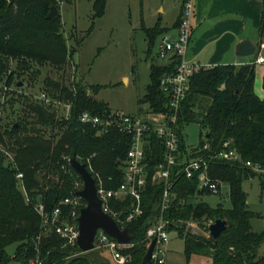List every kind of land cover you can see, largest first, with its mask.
I'll list each match as a JSON object with an SVG mask.
<instances>
[{
	"label": "trees",
	"instance_id": "trees-1",
	"mask_svg": "<svg viewBox=\"0 0 264 264\" xmlns=\"http://www.w3.org/2000/svg\"><path fill=\"white\" fill-rule=\"evenodd\" d=\"M59 1L62 0H0V90L1 82L10 87L14 79L12 71L7 73L9 58L65 62L68 44L62 33V20L60 16L47 18L51 6L58 5ZM262 2L259 30L264 40V0ZM95 3V17L101 16L106 0ZM144 30L151 48L166 28L159 22L154 27H144ZM13 34L20 36L19 39ZM178 61L179 58L171 57L167 63H150L151 82L139 104L149 103L155 110L167 109L170 96L161 89V78L176 72ZM255 76L256 64L246 63L203 66L189 78L187 97L179 109L181 148H187L184 125L197 122L206 131L199 146L209 143L211 151L219 150L226 140H231L244 162L214 161L210 166L213 177L229 184L232 205L227 208L222 204L210 206L202 199L192 200L198 189L197 177L182 176L175 184V198L165 213L166 218L199 220L200 224L217 218L227 221V229L218 238L192 234L185 226L175 228L186 240L188 258L198 254L209 258L210 264H264V255L259 254V247L264 243V230H253L252 220L258 214L250 209L247 192L242 187L244 180L258 176L264 193L262 172L245 163L259 164L264 171V97L255 92ZM101 87L83 82L73 92L55 82V90L63 93L71 103L69 116L59 118L44 106L33 108L37 117L35 125H46L51 131L26 128V134L20 135L21 128L15 129V126L13 133L10 132L17 134L11 147L14 166L6 165L8 156L0 146V264L8 263L12 258L31 264L30 261L38 256L43 258L44 264H111L106 259L94 260L90 254L93 251L83 252L78 245H68L56 232L45 233L43 217L36 208L40 198L47 212L52 213L61 205V220L71 219V205L62 202L80 190L76 186L80 175L70 160L73 156L86 163L95 179L102 178L107 187L115 188L124 181L122 165L131 137L117 128L99 133L98 128L80 121L85 110L94 114L110 113L109 104L95 97ZM47 131L51 133L49 137H46ZM5 134L0 130V144L9 148ZM159 160L155 157L152 163L155 165ZM19 173L23 174L29 201L18 186ZM146 189L142 204L144 214L126 224L120 222L121 226L129 228L133 237L134 245L124 250L131 257L130 264H145L146 232L151 219L159 213L162 186L150 181ZM183 198L186 199L184 203L181 202ZM82 200L85 204V199ZM131 205L129 197L111 202L112 208L121 212L122 217L129 213ZM205 229L208 231L207 225ZM13 243H18V247L15 256L11 257L7 248ZM76 252L80 255H74Z\"/></svg>",
	"mask_w": 264,
	"mask_h": 264
},
{
	"label": "rangeland",
	"instance_id": "rangeland-1",
	"mask_svg": "<svg viewBox=\"0 0 264 264\" xmlns=\"http://www.w3.org/2000/svg\"><path fill=\"white\" fill-rule=\"evenodd\" d=\"M95 2L96 0H62L57 3L60 20L63 23L62 33L68 44V54L64 63L23 58L7 60V73L12 71L14 79L10 87L4 84V81L1 82L0 90V130L6 133L5 139L9 146L8 148L0 144L8 156L6 165L15 164L11 148L17 135H11L15 126V129L21 128L20 135L26 134V128L51 131L46 125H35L37 117L33 108L44 106L59 118L69 116L71 103L67 102L63 93L55 90V82L73 92L76 91L77 85L83 82L102 85L95 97L106 101L113 111L131 114L146 108L145 104H139V99L151 82L150 63L159 64L165 59L157 57V45L150 48L144 27H154L159 21L163 25L173 27L183 1L106 0L104 13L97 17ZM13 36L18 39L20 37L16 34ZM255 56V54L249 56L251 63L260 67L261 64L255 62ZM17 83L22 84L17 86ZM257 90L255 87V92L259 95ZM89 92L92 93L91 89ZM48 131L46 137L51 134ZM184 135L187 147L194 148L199 146L202 138H205L206 131L197 122H193L184 125ZM259 172L264 176L263 170ZM18 178L20 179L18 186L26 193L29 201L23 178ZM76 186L80 189L84 186L80 176ZM223 187L221 194L204 195L198 199L213 207L219 204L226 208L230 207L232 203L229 198V184L226 183ZM242 187L247 192L250 209L258 214L252 220L253 230L263 231L264 193L259 177L244 180ZM209 222L211 221L206 220L196 229L190 230L209 235L205 229ZM169 236L170 241L165 245L166 264H210L209 258L198 254L188 258L185 251L186 240L183 236L177 235L175 230H171ZM17 247L18 243L9 245L8 256L14 257ZM90 254L96 261L106 259L114 262L111 253L106 250L93 251ZM259 254L264 255V243L259 247ZM6 264L23 262L12 258Z\"/></svg>",
	"mask_w": 264,
	"mask_h": 264
},
{
	"label": "built area",
	"instance_id": "built-area-1",
	"mask_svg": "<svg viewBox=\"0 0 264 264\" xmlns=\"http://www.w3.org/2000/svg\"><path fill=\"white\" fill-rule=\"evenodd\" d=\"M182 1L177 36L172 38L167 33L163 34L156 47L159 59L179 58L176 72L166 74L161 78L160 87L170 96L167 109L155 110L149 103H146V108L138 113L129 114L111 110L107 115H103L85 110L80 116L81 123L98 128L99 133L117 128L123 134L131 137V145L122 165L124 181L117 187L110 188L106 186L102 178L99 181L96 180L101 206L116 222L126 224L144 214L143 197L150 181L153 184L162 186V196L158 204L159 213L151 219L145 239L147 249L155 239L151 256L152 264H166L167 252L165 245L170 241L169 234L171 230L185 226L186 231L198 234L197 230H191L200 226L199 220L180 219L176 221L165 217V213L172 207L176 194L173 188L179 179L182 176L190 179L197 177L199 181L198 189L192 200H200L198 198L204 195L221 194L223 186L226 185L224 181L213 177L209 172L212 162H244L243 157L231 140H226L219 150L211 151L209 143L194 148L187 147L186 150L181 148L178 126L179 109L187 97L189 78L194 72L203 67L186 59L193 33L196 1ZM260 46V50L255 54V62L264 65V41ZM208 151L210 153H207ZM155 157L160 158V160L154 165L152 160ZM245 163L255 171L262 170L259 164H253L251 161ZM17 176L23 178L22 173ZM128 197L132 201V207L129 213L122 217L121 212L112 208L111 202L118 199L124 200ZM82 199L77 194L66 198L62 202V204L71 205L72 207L70 220H61L63 213L61 205L56 206L55 210L49 213L41 202L38 203L36 208L43 217L44 232H56L66 240L68 245H78V217L81 209L86 206ZM185 201L186 199H181L182 203ZM212 222L213 220L207 224L208 234ZM121 227L124 228V226ZM173 227L174 229H172ZM175 231L178 233L177 230ZM133 245L132 242L122 243L111 237L104 229H99L91 251H108L114 260V262L110 261L111 264H130L131 257L124 253V250ZM74 255H80V253L76 252ZM30 263L44 264V260L38 256L32 259Z\"/></svg>",
	"mask_w": 264,
	"mask_h": 264
},
{
	"label": "crops",
	"instance_id": "crops-1",
	"mask_svg": "<svg viewBox=\"0 0 264 264\" xmlns=\"http://www.w3.org/2000/svg\"><path fill=\"white\" fill-rule=\"evenodd\" d=\"M194 1H196V7L193 33L186 59L204 67L223 64L239 66L251 63L250 57L237 55L236 50L238 44L243 40H250L253 45L257 46V52L260 50V45L264 41L259 30L262 18V0ZM179 14L171 28L159 21L161 26L166 28L163 34L167 33L172 38L177 36ZM168 61L169 59H165L162 63ZM263 76L264 65L256 66L255 87L262 98L264 97Z\"/></svg>",
	"mask_w": 264,
	"mask_h": 264
},
{
	"label": "water",
	"instance_id": "water-1",
	"mask_svg": "<svg viewBox=\"0 0 264 264\" xmlns=\"http://www.w3.org/2000/svg\"><path fill=\"white\" fill-rule=\"evenodd\" d=\"M60 16V10L56 5H52L47 18ZM257 52V46L253 45L250 40H243L238 44L236 53L240 56H254ZM22 83H19L20 86ZM210 134L207 135L209 138ZM71 164L75 171L82 177L84 186L79 190L78 195L86 201V206L80 211L78 217L79 236L78 246L83 252L93 249L95 236L99 229H104L111 237L116 238L122 243H130L133 237L128 227L122 228L118 222L101 206V200L96 186V179L90 172L86 163H82L76 157H71ZM38 203H40V198ZM227 229V221L217 218L209 226V235L218 238L220 234ZM155 239L152 241L144 256L143 262H151L152 250Z\"/></svg>",
	"mask_w": 264,
	"mask_h": 264
}]
</instances>
